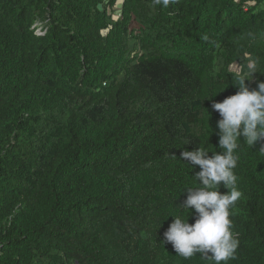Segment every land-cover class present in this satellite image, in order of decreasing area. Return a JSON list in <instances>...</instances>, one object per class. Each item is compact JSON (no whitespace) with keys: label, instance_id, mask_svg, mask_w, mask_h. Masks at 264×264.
<instances>
[{"label":"trees","instance_id":"trees-1","mask_svg":"<svg viewBox=\"0 0 264 264\" xmlns=\"http://www.w3.org/2000/svg\"><path fill=\"white\" fill-rule=\"evenodd\" d=\"M252 62L250 89L264 0H0V264H208L161 242ZM262 146L237 150L228 264H264Z\"/></svg>","mask_w":264,"mask_h":264},{"label":"clouds","instance_id":"clouds-1","mask_svg":"<svg viewBox=\"0 0 264 264\" xmlns=\"http://www.w3.org/2000/svg\"><path fill=\"white\" fill-rule=\"evenodd\" d=\"M175 2L153 0L155 5L164 8ZM231 69L240 72L242 67L235 62ZM248 69V73L233 76L237 81L234 83L238 88L236 94L211 104L212 111L220 116L217 129L219 149L222 151H210L200 144L196 150H185L181 154V161H186L192 168L199 166L200 171L194 176L199 186L184 189L187 196L180 206L186 215H173L174 221L164 232L161 243L171 244L176 255L184 260L199 255L208 264H228L229 260L237 258L240 242L232 231L233 222L230 219V210L242 195L234 171L239 160L237 150L241 143L253 147L264 140V80L250 89L246 81L257 73L255 63H249ZM260 151L264 153V146ZM210 152L213 155L209 156ZM221 186L228 191L222 194L219 191ZM190 217H194V223L188 222Z\"/></svg>","mask_w":264,"mask_h":264},{"label":"built area","instance_id":"built-area-1","mask_svg":"<svg viewBox=\"0 0 264 264\" xmlns=\"http://www.w3.org/2000/svg\"><path fill=\"white\" fill-rule=\"evenodd\" d=\"M39 33H41V31H39Z\"/></svg>","mask_w":264,"mask_h":264}]
</instances>
